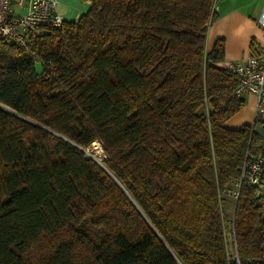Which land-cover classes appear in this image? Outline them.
<instances>
[{"label":"trees","instance_id":"1","mask_svg":"<svg viewBox=\"0 0 264 264\" xmlns=\"http://www.w3.org/2000/svg\"><path fill=\"white\" fill-rule=\"evenodd\" d=\"M90 1L31 50L0 39V264H236L229 241L264 264V140L225 125L217 0Z\"/></svg>","mask_w":264,"mask_h":264},{"label":"built area","instance_id":"2","mask_svg":"<svg viewBox=\"0 0 264 264\" xmlns=\"http://www.w3.org/2000/svg\"><path fill=\"white\" fill-rule=\"evenodd\" d=\"M57 2L58 0H0V39L31 50L37 36L46 28L60 26L64 21L57 12ZM255 24L261 31V37L255 41L253 49L246 57L229 63L228 67L238 76L235 95L241 96L242 93L247 92L255 97L254 120H259L260 136L264 140V5L255 18ZM262 162H264V156L262 151H259L243 168V171H248L250 182L260 181ZM261 194L260 191L255 193L256 196ZM227 236L230 240V231L227 232ZM230 259L239 264L235 245L231 250Z\"/></svg>","mask_w":264,"mask_h":264},{"label":"crops","instance_id":"3","mask_svg":"<svg viewBox=\"0 0 264 264\" xmlns=\"http://www.w3.org/2000/svg\"><path fill=\"white\" fill-rule=\"evenodd\" d=\"M90 4V0H58L56 9L64 20H76ZM262 5L264 0H217L214 8L218 18L212 26L215 30L206 41V48L210 47L214 37L224 36L225 65L246 57L252 50L251 41L254 44L261 37L255 18Z\"/></svg>","mask_w":264,"mask_h":264},{"label":"rangeland","instance_id":"4","mask_svg":"<svg viewBox=\"0 0 264 264\" xmlns=\"http://www.w3.org/2000/svg\"><path fill=\"white\" fill-rule=\"evenodd\" d=\"M217 18H218V14L216 15V18L214 19V21L211 23V25L209 26V28L207 30V34H206V41L207 42L210 39V36L212 37V32L215 30V28L212 27V26H213V24H214V22L216 21ZM218 37H223L224 38V36H218ZM215 38H217V37H214L213 40ZM231 38H233V35H231ZM213 40H212V42H213ZM224 41H225V38H224ZM241 97H243V99H244V105L239 111L234 113L232 116H230L226 120L225 125L227 127L238 128L242 124H248V125H251V126L253 124V121H254V110H255V99L253 98L254 96L251 93L245 92V93H242ZM254 130L256 132H258V133L261 132V126H260V123L258 121H255ZM93 144L94 145L90 146L91 150L94 151L96 149V148H94V146H96L97 148L100 147L101 149L99 148V150H100L101 154L98 155L96 151L92 154L91 151L89 150V148L86 149V152L90 153L91 156H93L96 161L97 160L101 161L102 159L105 158L103 150H102V146L100 145L99 142H98L99 146H97L96 143H93ZM261 190H262V192H264V186H262ZM233 194H234V191H231L229 193V195H227L225 203H224L225 211L227 213V219L225 220V225H226L225 227H226L227 230L230 228L229 219H230V215H231V211H232V207H233V200H234L233 199ZM228 248H229V251L231 253V250H233V246H232V242H230V241L228 243Z\"/></svg>","mask_w":264,"mask_h":264},{"label":"bare ground","instance_id":"5","mask_svg":"<svg viewBox=\"0 0 264 264\" xmlns=\"http://www.w3.org/2000/svg\"><path fill=\"white\" fill-rule=\"evenodd\" d=\"M93 143H96V142L94 141ZM93 145H94V144H93ZM96 145L99 146V144H97V143H96ZM92 148H93V147H92ZM94 148H96V149H95V150L93 149L94 151H92V150H91V151H92L93 153L96 151L97 154L100 155V154H101V153H100V150H99L100 147L97 148L96 146H94ZM90 149H91V147H90ZM100 149H101V148H100Z\"/></svg>","mask_w":264,"mask_h":264},{"label":"water","instance_id":"6","mask_svg":"<svg viewBox=\"0 0 264 264\" xmlns=\"http://www.w3.org/2000/svg\"><path fill=\"white\" fill-rule=\"evenodd\" d=\"M3 108L6 109L5 107H3ZM6 110H8V109H6ZM92 157H93V156H92ZM93 158H94V157H93ZM97 161H98V160H97ZM98 162H99L100 164H102V162H101L100 160H99Z\"/></svg>","mask_w":264,"mask_h":264}]
</instances>
